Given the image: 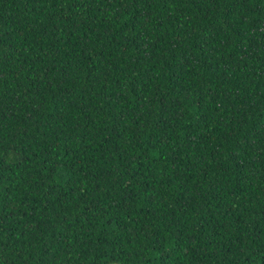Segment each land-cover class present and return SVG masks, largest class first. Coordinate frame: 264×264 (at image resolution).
Instances as JSON below:
<instances>
[{"label":"trees","instance_id":"1","mask_svg":"<svg viewBox=\"0 0 264 264\" xmlns=\"http://www.w3.org/2000/svg\"><path fill=\"white\" fill-rule=\"evenodd\" d=\"M0 264H264V0H0Z\"/></svg>","mask_w":264,"mask_h":264}]
</instances>
